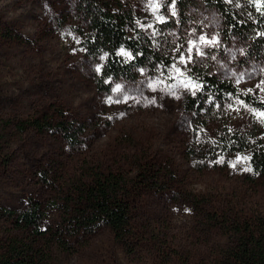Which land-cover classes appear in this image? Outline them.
<instances>
[{"label": "rangeland", "instance_id": "obj_1", "mask_svg": "<svg viewBox=\"0 0 264 264\" xmlns=\"http://www.w3.org/2000/svg\"><path fill=\"white\" fill-rule=\"evenodd\" d=\"M123 2L149 25L172 64L168 73L121 81L107 92L96 80L103 58L82 46L78 0H0V118L32 117L55 105L87 125L79 146L59 133L13 137L5 146L10 161L0 169V204L21 211L32 193L50 204L88 167L136 177L137 167L151 161L175 178L141 192L137 243L116 240L105 225L72 239L70 252L53 249L46 264H220L229 240L223 219L264 211V177L247 178L238 160L201 168L189 158L192 134L182 111L192 88L185 87L188 68L199 65L259 93L264 68L244 61L241 41L224 38L215 8L197 2L183 11L175 0ZM109 97L119 102L109 103ZM248 108L232 104L231 123L251 127L258 119ZM49 219L58 220L56 213Z\"/></svg>", "mask_w": 264, "mask_h": 264}, {"label": "trees", "instance_id": "obj_2", "mask_svg": "<svg viewBox=\"0 0 264 264\" xmlns=\"http://www.w3.org/2000/svg\"><path fill=\"white\" fill-rule=\"evenodd\" d=\"M175 1L183 11L197 2L215 8L223 19L224 38L241 41L244 61L264 68V0ZM77 11L84 23L81 37L85 53L103 58L96 78L100 90L108 92L121 81L137 82L169 72L172 61L162 52L149 25L123 0H78ZM121 49L131 56L121 55ZM187 76L201 86L192 87L182 102L192 134L193 146L187 149L192 162L207 168L238 160L247 178L255 181L264 177V123L258 119L251 127L241 128L228 117L229 106L238 100L264 111V90L249 92L194 64ZM29 131L59 133L70 145L79 146L85 143L87 125L55 105L32 117L0 118V169L10 161L6 144ZM248 167L251 172L245 171ZM137 169L139 174L129 177L120 170L88 167L89 173L74 179L53 203L45 204L32 193L26 196L21 211L0 204V264H46L53 249L70 252L72 239L105 225L116 240L137 243L140 235L134 217L141 192L160 188L161 183L167 186L175 178L174 173L151 161ZM50 212L58 218L53 223L49 222ZM223 220L229 240L221 249L220 264H264V211L236 212ZM46 239L47 245L43 244Z\"/></svg>", "mask_w": 264, "mask_h": 264}, {"label": "snow or ice", "instance_id": "obj_3", "mask_svg": "<svg viewBox=\"0 0 264 264\" xmlns=\"http://www.w3.org/2000/svg\"><path fill=\"white\" fill-rule=\"evenodd\" d=\"M173 14H175V13L173 12ZM189 52H191V49H189ZM120 54H121V55H125V56H129V57L131 56L130 53H126V52H124L123 49H121ZM201 55H202V53H201ZM190 59H191V57H189V60H190ZM180 60H181L182 63H185V64L188 63V60H185V58L183 57V55L180 57ZM97 71H99V69H97ZM177 71H179V69H177ZM190 85H191L192 87H194V88H199V87H201L200 85L194 84V83H192L191 81H189L188 84H185V87H189ZM257 87H260V86L258 85ZM117 90H119V89H117ZM262 90H264V89H262ZM248 91L251 92L252 90L249 89ZM192 95L195 96V95H196V92L193 91V92H192ZM245 95H247V93H245ZM125 99H127V98H125ZM108 102H109V103H113V102H119V101H113L112 98L109 97ZM154 102H155V101H152V103H154ZM237 102H238V104L241 105L242 107H244V108H248V105L245 104L244 101H242V100H238ZM229 107H231V105H230ZM235 110L238 111L239 109H235ZM248 110H249L250 112H252L253 115H255V116L257 117V119L261 120V122L264 123V111H258V110H256V109H251V108H248ZM243 159H245V160H250L251 157H244ZM220 162L222 163L223 160H221ZM235 166H236V164L233 163V164H232V167H235ZM245 171H249V172H251V171H252V168H251V167H248V168L245 169Z\"/></svg>", "mask_w": 264, "mask_h": 264}]
</instances>
